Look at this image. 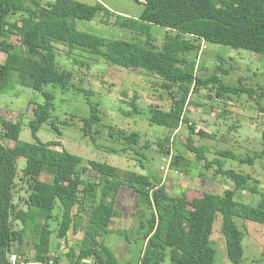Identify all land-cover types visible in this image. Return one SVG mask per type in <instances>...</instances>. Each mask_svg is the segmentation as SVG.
Segmentation results:
<instances>
[{
    "label": "trees",
    "instance_id": "trees-1",
    "mask_svg": "<svg viewBox=\"0 0 264 264\" xmlns=\"http://www.w3.org/2000/svg\"><path fill=\"white\" fill-rule=\"evenodd\" d=\"M145 5L138 18L117 15L116 24L136 33L147 34L153 40L151 24L169 29L161 50L151 43L142 45L134 40H109L97 34L81 31L77 19L91 20L99 13L113 15L101 1L90 4L80 0H56L44 5L39 0H0V92L7 89L13 76L19 84L42 91L45 96L39 115L30 122L34 142H20V123L0 116V264H10L9 255L15 248L25 255V237L33 238L36 260L45 261L50 255V238L54 233L58 241L70 246L67 253L70 264H125L105 243L104 236L116 232L113 226L119 215L116 203L122 188L128 187L137 195L140 204L152 210L143 234L144 247L139 259L126 264H216V248L211 234L217 214L223 216L222 231L227 254L232 264H243L245 233L238 227L236 217L264 222V194L261 181L249 173L226 168L221 157H231L241 162L254 163L263 157L264 150L254 157H238L231 151H221L220 157L210 159L208 147L197 146L188 137L186 147L196 154L199 175L204 169H213L214 175L227 178L230 187L224 193L203 192L189 196L185 192L174 194L169 185L155 173H137L118 166L89 161L80 168L83 158L69 152L60 141L43 142L38 133L43 123L52 117L51 93L47 85L70 90L73 72L56 65L54 42L101 57L126 68L144 69L163 79L162 88L171 98L168 109L152 104L149 111L151 125H160L175 131L182 122L189 124L186 107L192 93L217 85L216 98H229L240 91L253 89L230 86L218 74L207 78L193 72L195 63L185 54L200 52L203 42L219 43L243 48L264 55V0H135ZM21 48L14 43L17 30ZM18 37V36H17ZM16 39V38H15ZM258 107L264 113V107ZM89 117L82 118L83 131L95 141L93 127L100 123L97 106H92ZM264 115V114H263ZM76 116H72L75 118ZM74 120V119H73ZM68 124V121H63ZM264 123V119H263ZM53 128L58 130L55 122ZM192 133L195 126H189ZM98 133V130L96 131ZM61 134V133H60ZM110 136L122 147H107L115 154L135 152L143 157L139 161L146 167L147 155L137 148L141 134L137 131L111 127ZM15 141L5 144L2 139ZM264 138V132H263ZM175 147L179 142L173 139ZM170 138L159 139L160 151L169 155ZM148 148L150 145H144ZM26 158L21 180L28 184L25 207L15 201L17 159ZM172 158V165L189 174L191 162L181 154ZM186 160L187 163L181 164ZM177 168V167H176ZM47 169L52 179H43ZM85 176H87L85 178ZM238 191L261 194L256 204L238 201ZM62 212L55 214L57 202ZM57 224L53 226V222ZM83 231L77 246H71L73 237ZM26 257V256H25ZM60 264V258L55 259ZM264 261V248L262 252Z\"/></svg>",
    "mask_w": 264,
    "mask_h": 264
},
{
    "label": "rangeland",
    "instance_id": "rangeland-1",
    "mask_svg": "<svg viewBox=\"0 0 264 264\" xmlns=\"http://www.w3.org/2000/svg\"><path fill=\"white\" fill-rule=\"evenodd\" d=\"M48 5L56 0H39ZM93 4L97 0H80ZM113 13L106 15L102 12L91 20L77 19L79 30L97 34L109 40H134L142 45L154 44L161 50L165 35L169 29L151 24L153 40L147 34L136 33L127 28L118 26L117 15L138 18L144 11L145 5L135 0H99ZM14 43L20 45L21 31L17 30ZM18 36V37H17ZM56 65L63 70L73 72L72 88L63 91L60 87L47 85L44 91L52 94V117L42 124L38 133L43 142L50 140L60 141L69 152L83 158L80 168L88 167L89 161H97L118 166L122 169L137 173H155L168 184L176 195L185 192L189 196L203 192L224 193L230 187L229 180L220 175H214L213 169L205 170V176H200L201 168L198 166L196 154L186 147L188 137H192L197 146L209 148L207 156L210 159L220 157L221 151H231L238 157H254L255 153L264 150V113L258 107H264V55L256 52L234 48L219 43L203 42L200 52H189L185 57L195 63L193 72L203 78L213 74L230 86H240L251 91H240L227 98H216L217 85L194 91L186 107V116L189 124H182L171 131L160 125H151L149 111L152 104H158L165 109L171 105L168 91L162 88L163 79L144 69L126 68L113 64L101 57L82 50L80 47L72 49L61 42H54ZM24 50L23 48H21ZM27 52V50H24ZM0 62H6V55L2 54ZM45 101L42 91L23 86L17 77L11 78L9 87L0 92V116L8 121L20 123L22 131L20 142H34L30 122L40 112ZM92 106H97L101 117L100 123L93 127L95 141L87 136L82 127V118L89 117ZM72 116H76L72 118ZM74 119V120H73ZM68 121V124L63 123ZM55 122L60 129L53 128ZM195 126L192 133L189 126ZM125 129L127 132L137 131L141 134L140 144L137 148L144 152L148 160L143 167L142 156L133 151L115 154L106 150L107 147H122V143L110 136V129ZM98 130V133L96 132ZM169 137L179 140L173 147V156L181 154L191 165L189 174L180 167L170 165L165 171L162 169L163 158L160 151L159 139ZM7 145H14L15 141L2 139ZM149 143V147L144 145ZM174 158V157H173ZM226 168H233L243 173H249L258 178L261 192L264 194V156L256 157L253 164L241 162L231 157H221ZM187 163L186 160L181 164ZM26 166V158L17 159L18 177L16 179L15 201L25 207L29 194L26 180H21L22 171ZM177 167V168H176ZM52 171L47 169L43 179H52ZM87 176H85L86 178ZM238 201L246 204H256L261 194L249 191H238ZM116 208L119 215L115 218L113 226L116 232L104 236L105 243L109 245L123 263L137 261L144 247L143 234L147 229V219L152 210L140 204L135 192L128 187L120 190ZM62 212L58 201L55 214ZM238 227L245 233L243 264H264L262 252L264 248V222L260 223L236 217ZM223 216L217 214L211 234V243L216 248V264H232L227 254V245L222 231ZM57 224L53 222V226ZM82 236L81 231L78 232ZM78 234L73 237L71 246H77ZM25 255L31 258L35 254L33 238L25 237ZM50 255L60 258V264H70L67 253L70 246L65 241H58L53 233L50 238ZM17 252V248L13 250ZM169 257L165 264H169Z\"/></svg>",
    "mask_w": 264,
    "mask_h": 264
},
{
    "label": "built area",
    "instance_id": "built-area-1",
    "mask_svg": "<svg viewBox=\"0 0 264 264\" xmlns=\"http://www.w3.org/2000/svg\"><path fill=\"white\" fill-rule=\"evenodd\" d=\"M174 138L170 139V144H169V155L163 158V165L162 169L165 171V169H168L172 163V158H173V140ZM9 261L10 264H59L54 258H51L49 260L45 261H40L36 260L34 258H28L25 256H21L16 252H11L9 255Z\"/></svg>",
    "mask_w": 264,
    "mask_h": 264
},
{
    "label": "water",
    "instance_id": "water-1",
    "mask_svg": "<svg viewBox=\"0 0 264 264\" xmlns=\"http://www.w3.org/2000/svg\"><path fill=\"white\" fill-rule=\"evenodd\" d=\"M88 264H95V262H92L91 260L87 259L85 260Z\"/></svg>",
    "mask_w": 264,
    "mask_h": 264
},
{
    "label": "crops",
    "instance_id": "crops-1",
    "mask_svg": "<svg viewBox=\"0 0 264 264\" xmlns=\"http://www.w3.org/2000/svg\"><path fill=\"white\" fill-rule=\"evenodd\" d=\"M81 232L83 233V231H81ZM78 237H79V239H81L83 237V235L82 236H79V234H78Z\"/></svg>",
    "mask_w": 264,
    "mask_h": 264
}]
</instances>
